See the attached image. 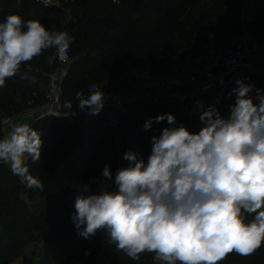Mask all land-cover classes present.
<instances>
[{
  "label": "trees",
  "instance_id": "16d2710c",
  "mask_svg": "<svg viewBox=\"0 0 264 264\" xmlns=\"http://www.w3.org/2000/svg\"><path fill=\"white\" fill-rule=\"evenodd\" d=\"M3 2L0 22L9 14H19L74 37L67 52L72 64L59 93L62 103L72 101L95 82L102 86L108 79L137 68L150 66L165 73L186 60L199 59L210 41L228 46L238 37L249 9L252 34L258 40L264 36V0H69L62 7L49 8L35 0H0ZM49 56H56L54 48L24 62L20 72L0 88V138L5 120L47 104L50 78L60 69L57 58L47 63ZM80 69L83 72L78 75ZM251 78L243 81L264 91V77L248 81ZM236 87L227 91L224 103H235L232 89ZM255 94L253 90L251 95ZM229 95L233 104L227 100ZM161 106L158 110L148 103L124 104L119 114L124 153L134 151L147 162L152 136H159L169 125L167 120L154 123L148 131L143 125L160 114L171 113L177 124L197 132L177 100L165 98ZM73 122V118L50 116L32 124L41 133V157L37 163L30 158L27 163L30 173L41 179L43 191L28 189L7 165L0 164V264H14L22 257L23 264H152L154 253H142L135 261L117 251L108 243L105 229L90 239L78 234L72 219L76 196L94 193L103 183H114L116 171L127 167L128 161L124 159L122 164L113 157L107 163L112 180L106 181L102 178L106 164H95V152L79 151L83 131L79 127L72 130ZM85 185L89 186L87 192ZM42 240L60 251L37 259L35 254H26L28 246ZM219 264H264V244L250 256L230 253Z\"/></svg>",
  "mask_w": 264,
  "mask_h": 264
},
{
  "label": "clouds",
  "instance_id": "9594fccd",
  "mask_svg": "<svg viewBox=\"0 0 264 264\" xmlns=\"http://www.w3.org/2000/svg\"><path fill=\"white\" fill-rule=\"evenodd\" d=\"M73 42L67 32L51 31L38 19L7 15L0 22V88L24 62L48 49L57 55L47 63L66 58ZM236 84L228 115L214 105L201 108L198 132L177 124L171 113L148 118L145 131L165 120L169 126L152 136L147 162L127 151L128 165L116 171L114 183L76 196L72 219L78 234L90 239L105 229L117 251L135 261L154 253L163 264H219L230 253L250 256L259 249L264 244V91L243 80ZM89 91L87 98L77 96L79 107L98 115L104 93ZM41 147V133L26 122L12 123L0 138V162L28 189L43 191L27 163L39 162ZM102 178L112 180L107 164Z\"/></svg>",
  "mask_w": 264,
  "mask_h": 264
},
{
  "label": "built area",
  "instance_id": "2783aa9c",
  "mask_svg": "<svg viewBox=\"0 0 264 264\" xmlns=\"http://www.w3.org/2000/svg\"><path fill=\"white\" fill-rule=\"evenodd\" d=\"M69 0H35L43 7H62ZM72 1V0H71ZM252 19L245 14L244 22L238 37L226 47H220L215 41L208 42L191 70H182L176 74L163 73L154 76L149 69L142 72V82L146 85L143 100L159 105L165 98H179L188 105L191 117L199 120L201 108L214 105L222 116L230 110L223 98L237 80L252 75L264 63L263 48L259 40L250 30ZM55 54L57 50L54 48ZM60 69L49 81L47 104L59 103V93L72 64V59L57 57ZM184 99H189L186 103ZM124 100L120 95H111L104 99V107L100 111L103 122L109 129H119V114L123 112ZM56 117H73V111H52ZM45 116V115H44ZM200 121V120H199ZM179 262V261H177ZM152 264H163L153 259ZM179 264V263H178Z\"/></svg>",
  "mask_w": 264,
  "mask_h": 264
},
{
  "label": "crops",
  "instance_id": "0c3cea01",
  "mask_svg": "<svg viewBox=\"0 0 264 264\" xmlns=\"http://www.w3.org/2000/svg\"><path fill=\"white\" fill-rule=\"evenodd\" d=\"M247 17L252 19V15H251V9L247 10L246 12ZM259 45L263 48V53H264V36L259 38ZM82 70L80 69V71L78 72L79 74H82ZM142 72L141 69H134L130 72H128L125 75H121L119 77H117L116 79L111 78L108 79L107 81H105V83L102 86H90L85 88L84 90H82L80 93H83V96L85 98H87L91 93L89 90L95 92V91H103L105 98L109 97L111 95H120L123 100H124V104L127 105H138V104H153L152 102H145L143 100L144 94H145V90H146V85H144V83L142 82ZM171 73L169 70L166 71V73ZM153 74V73H152ZM163 73H158V75H161ZM172 74H176V73H172ZM264 77V63L261 64L258 68V70L248 76V77ZM78 78V77H77ZM120 81V85L122 87H124V89L120 90V88L118 87L119 82ZM95 85V84H94ZM126 85V86H125ZM121 91V92H120ZM78 93V95L80 94ZM77 95V96H78ZM76 98H74L72 101L67 102V103H62L59 99V104L61 106L60 111H73L75 112V116L73 117H68V118H73L74 122H73V126L72 129L75 126L78 125H85L86 127V132H83V146L80 147L79 151L83 152V151H90V148H92L93 146L96 148L97 144H98V140L94 139V130L97 131L98 125H100V123H103V120L101 118V113L99 112L98 115H92L90 114V109L89 108H84L81 109L79 107V100ZM175 100H177L179 102V104L181 105V107L183 108V110L188 114V116L191 118L192 122L195 124V128L196 131L198 132L199 129L202 127L201 121L194 119L193 117L190 116L189 112H188V105L182 103L179 98H174ZM189 99H184L185 103L188 101ZM162 102L159 104L161 105ZM153 105H157V104H153ZM158 106V105H157ZM228 106H231L230 104H228ZM230 108V107H229ZM230 110H226L224 111V113H229ZM44 112H27L24 115H21L17 118H12L11 120H5L4 123V128H3V135L5 132H7L10 128V125L12 123H19V122H26L29 123L31 126L32 124L40 119H44ZM66 118V117H65ZM104 127H106V125L104 124ZM124 154V151H122V155ZM120 155V156H122ZM9 167V166H8Z\"/></svg>",
  "mask_w": 264,
  "mask_h": 264
},
{
  "label": "rangeland",
  "instance_id": "374dc122",
  "mask_svg": "<svg viewBox=\"0 0 264 264\" xmlns=\"http://www.w3.org/2000/svg\"><path fill=\"white\" fill-rule=\"evenodd\" d=\"M20 2H22L23 0H19ZM5 5V2H3L2 4H0V9L3 8V6ZM197 63V59H191V60H186L184 62H182L179 65H175L172 66L170 68L167 69V71L169 70L171 73H178L182 70H191V68L193 66H195ZM145 69H149L154 76L158 75V70L154 67H150L147 66L143 69H141V71L145 70ZM254 76L249 79L253 80ZM116 79V78H114ZM102 82H95V85H90V86H100L99 84H101ZM119 85L118 87L120 88V90L124 89V87H122L120 84V81L118 82ZM88 86V87H90ZM126 86V85H125ZM121 92V91H120ZM228 102L233 104L234 99H232L230 97V95L227 98ZM226 105H228L227 103H225ZM157 109H163L161 105H156ZM102 118V116H101ZM103 120V118H102ZM77 127H79V129L81 131H85L86 132V127L85 125H78L75 126L72 130H75ZM94 139L98 140V145L95 148L94 146L92 148H90L91 152H95L96 156L94 158V162L95 164H107L113 157H118V162L123 164V155H122V151H123V147H124V143L122 140V133L121 130L118 129L116 131H113L111 129H109L108 127H104L103 123H100V125H98L97 131L94 130ZM113 147V148H112ZM122 155V156H120ZM100 161V162H99ZM2 163V162H1ZM22 198L24 200H26V196H24V194H22ZM58 251H60L58 248L50 246L48 244L45 243V241H40L37 245H30L26 248V254L28 255H32L35 254L34 256L36 257L35 259L38 258V256H41L47 252H51L52 255L53 253H58ZM58 256V255H57ZM23 259L24 257L20 258L17 262H15L14 264H23ZM51 261H55V259H51ZM180 264V262H177V264Z\"/></svg>",
  "mask_w": 264,
  "mask_h": 264
},
{
  "label": "water",
  "instance_id": "95a60500",
  "mask_svg": "<svg viewBox=\"0 0 264 264\" xmlns=\"http://www.w3.org/2000/svg\"><path fill=\"white\" fill-rule=\"evenodd\" d=\"M60 108H61V106H60L59 103H56L54 105L46 104L43 107L34 110V112H44L45 113L44 118H47V117H50V116H54L52 111H58V110H60ZM0 164H1V162H0ZM121 167H124V166H121Z\"/></svg>",
  "mask_w": 264,
  "mask_h": 264
}]
</instances>
